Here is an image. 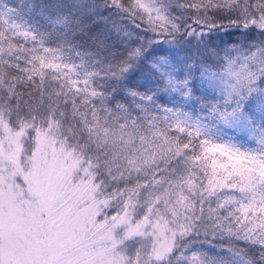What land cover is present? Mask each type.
<instances>
[{"label": "snow or ice", "instance_id": "6c2138e0", "mask_svg": "<svg viewBox=\"0 0 264 264\" xmlns=\"http://www.w3.org/2000/svg\"><path fill=\"white\" fill-rule=\"evenodd\" d=\"M0 264H264V0H0Z\"/></svg>", "mask_w": 264, "mask_h": 264}]
</instances>
